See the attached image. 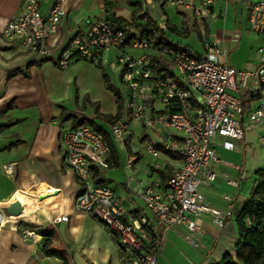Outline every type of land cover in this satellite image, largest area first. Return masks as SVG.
<instances>
[{
  "label": "crops",
  "instance_id": "obj_1",
  "mask_svg": "<svg viewBox=\"0 0 264 264\" xmlns=\"http://www.w3.org/2000/svg\"><path fill=\"white\" fill-rule=\"evenodd\" d=\"M38 1L43 14L48 13L55 2ZM173 1L114 0L116 6L106 0H69L67 16L53 38L57 45L53 60L39 61L2 35L6 25L21 14L25 0H0V212L3 224L0 264H134L117 234L92 216L76 210V198L83 187L76 174L66 167L60 142L62 132L73 128L68 116L78 121H94L93 126L106 131L110 129L111 125L98 119V114L115 118L119 110L117 97L107 90L104 80L106 74L111 83L114 82L110 66L105 63L101 69L95 63L78 60L61 69L56 58L86 29L88 20L140 24L146 20L143 16L152 18L164 37L174 43L185 45L184 38H191L195 33L203 41H217L221 48L228 50V63L238 69L245 68L264 45V37L250 31L253 34H250V44L246 43L241 52L236 53L242 44L237 17L243 15L248 23L250 8L261 0H229L222 19L203 20L196 17L193 6H176ZM186 1L196 6L203 3V0ZM220 2L216 0L215 7ZM169 27H175L176 32ZM110 53L119 55L118 51L111 50L105 55L106 61ZM126 53L140 55L134 50ZM250 97H245L246 102L252 100H248ZM131 128V144L117 152L119 165L99 171L103 184L114 190L123 209L132 217H146L150 237L163 239L157 264H218L226 254L238 261L235 243L239 232L235 218L230 219L224 229L217 228L209 216L198 218L201 234L194 238L199 250L187 240L190 233L185 226L169 229L136 196V188L142 183L164 192L169 178L181 166V160L168 154L153 157L146 150L148 136L143 125L134 122ZM255 132L259 141V132ZM247 134L244 140L234 141L232 151L218 147V153L222 154L219 156L223 158L224 154L241 149L247 154ZM223 141L218 138L216 142ZM132 156L136 161L129 168L128 159ZM245 166L221 159L216 166L217 182L201 188L210 206L226 211L231 205L237 208L248 200L257 180L256 173L261 169L250 177ZM230 176L239 182V187L228 183ZM44 187L49 189L48 193H42ZM19 198L27 204V211L14 218L6 208ZM61 217H67L68 221L57 222ZM26 230L35 231V238L25 241L23 232Z\"/></svg>",
  "mask_w": 264,
  "mask_h": 264
},
{
  "label": "built area",
  "instance_id": "obj_2",
  "mask_svg": "<svg viewBox=\"0 0 264 264\" xmlns=\"http://www.w3.org/2000/svg\"><path fill=\"white\" fill-rule=\"evenodd\" d=\"M69 0H55L43 14L38 0H25L21 14L3 30V37L19 44L39 61L53 60L57 47L53 38L67 16ZM114 3V0H106ZM203 0L193 5L174 0L176 6H193L197 18H223L229 0ZM224 5V6H223ZM252 33L264 37V0L252 5L248 14ZM52 39V40H51ZM203 52L174 43L147 20L127 26L99 19L88 20L58 58L61 69L78 60L103 65L111 50L119 52L109 66L121 71V82L128 95L123 97V116L110 126L107 135L97 127L85 124L64 130L61 149L66 167L72 170L83 190L76 198V210L95 218L102 226L119 236L134 264H157L164 242L151 238L149 220L132 217L120 205L114 190L95 181V170H107L113 150H124L132 142V124L141 123L147 133L146 150L153 157L161 154L178 157L181 166L169 178L164 192L150 184H139L136 196L146 208L169 229L185 226L187 240L200 250L194 236L201 234L196 220L209 216L219 229L234 217V206L220 211L210 206L201 188L217 179L216 166L221 163L218 147L234 149L249 132H259L264 147V45L257 50V60L243 69L228 63V50L217 41L205 40ZM127 50L140 52L138 57ZM246 96L256 99L246 102ZM224 139L217 143V139ZM136 161L128 159L131 168ZM231 186L239 182L229 180ZM57 222H67L61 217ZM0 212V227L2 226ZM35 238V231L23 232L25 241ZM145 248L149 250L146 251Z\"/></svg>",
  "mask_w": 264,
  "mask_h": 264
},
{
  "label": "trees",
  "instance_id": "obj_3",
  "mask_svg": "<svg viewBox=\"0 0 264 264\" xmlns=\"http://www.w3.org/2000/svg\"><path fill=\"white\" fill-rule=\"evenodd\" d=\"M143 18L147 20L148 26L156 28L164 37L162 31L156 27L152 18L147 16H143ZM109 21L124 26L129 25L127 23L119 22L118 20ZM132 24L138 25L137 22H134ZM169 28L176 32L175 27ZM97 66L103 69L102 63L97 64ZM104 80L107 90L111 91L117 97L119 110L115 118L112 116H103L101 114H98V119L109 125H113L117 123L122 117L123 100L120 95V92L115 89V87L111 83L110 78L106 74L104 75ZM251 99H256V96H251L248 100ZM67 119L73 121V128L85 124L95 125L94 121H78V119L74 116H68ZM98 129L107 135L106 130L102 128ZM109 163L111 167L119 165V157L115 149L113 150L112 157ZM256 176L257 180L250 190L248 200L242 206L234 208V217L232 219L235 218L239 232V239L236 240V251L238 261H235L231 255L226 254L222 262L218 264H264V170L258 171L256 173ZM95 181L99 184L104 183L102 173L98 169L95 170ZM229 220L227 221V223L229 222ZM45 235H48V233Z\"/></svg>",
  "mask_w": 264,
  "mask_h": 264
},
{
  "label": "rangeland",
  "instance_id": "obj_4",
  "mask_svg": "<svg viewBox=\"0 0 264 264\" xmlns=\"http://www.w3.org/2000/svg\"><path fill=\"white\" fill-rule=\"evenodd\" d=\"M237 29L242 35V44H240V47L236 50V53L239 54L241 52V49L246 45V43L250 44V36L253 34L250 32L247 20H245L243 15H240L237 17ZM184 39H185L184 40L185 45H189L188 47L193 49L196 53L200 54L203 52V45H202L203 40L200 39L197 33L193 34L191 38H184ZM117 57H116V54L114 53L108 54V61L106 65L109 66L113 61L116 60ZM257 58L258 56H257V53L255 52V57L250 59L248 61L249 63L247 62L248 65L251 64L252 62L254 63V61ZM109 70H111V74L113 76L114 82L112 83V85L115 87L116 90H118L121 93V95H123L124 98H126V95H128V92H127V89L124 88L121 82V71L112 70L111 68ZM247 139H248L247 140L248 141L247 154H244V151H242L241 149V150H236L234 153H231V154H224L223 155L224 157L221 159H224L226 161L228 160V161L242 164V165L246 164L245 168L251 177V175L254 174V172L257 169L263 170L262 168L264 167V147L259 143L257 136H256V132L248 133ZM219 153L221 156L222 155L221 151ZM227 180L228 181L235 180V178L230 176ZM239 264H242V263H239Z\"/></svg>",
  "mask_w": 264,
  "mask_h": 264
},
{
  "label": "bare ground",
  "instance_id": "obj_5",
  "mask_svg": "<svg viewBox=\"0 0 264 264\" xmlns=\"http://www.w3.org/2000/svg\"><path fill=\"white\" fill-rule=\"evenodd\" d=\"M6 210L11 217H21L26 213L25 211H27V204L23 199L19 198L8 204Z\"/></svg>",
  "mask_w": 264,
  "mask_h": 264
},
{
  "label": "water",
  "instance_id": "obj_6",
  "mask_svg": "<svg viewBox=\"0 0 264 264\" xmlns=\"http://www.w3.org/2000/svg\"><path fill=\"white\" fill-rule=\"evenodd\" d=\"M49 192V189L48 188H46V187H44L43 188V192L42 193H48Z\"/></svg>",
  "mask_w": 264,
  "mask_h": 264
}]
</instances>
